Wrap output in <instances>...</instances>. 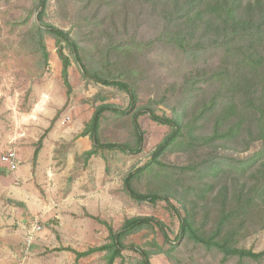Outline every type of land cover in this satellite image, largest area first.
I'll return each mask as SVG.
<instances>
[{
	"label": "rangeland",
	"instance_id": "rangeland-1",
	"mask_svg": "<svg viewBox=\"0 0 264 264\" xmlns=\"http://www.w3.org/2000/svg\"><path fill=\"white\" fill-rule=\"evenodd\" d=\"M168 2H47L45 20L70 32L79 42L84 61L92 71L131 84L137 95L136 104L131 107L130 95L125 90L86 78L69 47L64 51L71 59L69 76L73 92L67 104L58 46L47 33L44 41L48 58L44 54L37 17L39 0H0V149L3 155L10 150L23 149L27 157L55 117L61 132L67 133L78 114L85 113L88 122L96 107L104 103L113 105L116 110L103 113L99 128L101 142L135 147L137 134L133 116L136 111L144 110L139 117L144 138L141 152L102 148L101 155L87 160V211L74 199L58 204L53 201L55 197L46 196V201L34 204V214H28L25 226L17 222L9 224L7 219L0 222V264H107L105 251L77 259L74 252L65 248L83 251L103 245L109 241V228L102 221L118 230L127 218L134 216L162 220L170 240L165 241L162 231L154 226L129 236L126 243L149 251L158 250L159 244L169 251V256L162 254L172 264H264V259L258 262L226 255L189 235L176 239L181 219L169 203L164 199L156 203L138 201L126 188L125 179L129 174L152 159L158 145L172 131L170 125L154 120L153 112L181 119L182 133L158 157V163L152 162L150 168L136 173L132 187L139 193L170 195L183 215L186 214L183 204L192 206V201L202 194L201 188L211 181L204 173L213 163H239L263 148L262 140L258 139L245 150L251 140L248 134L239 143L211 140L215 119L222 108L217 103L223 102L221 96L224 95L220 83L213 80L211 74L225 70L235 79L236 62L232 56H227L223 43L227 34L219 39L206 25L190 31L192 24L176 18L177 14L172 12L174 3ZM176 34L180 41L174 40ZM213 105L214 111L208 116L201 113L202 108ZM45 146L46 150L50 149L48 160L53 149L65 160L73 141L59 140L54 145L49 140ZM83 162H86L84 157ZM255 170L257 177L247 183L248 187L260 186L259 164ZM41 176L49 177L51 173L43 172ZM231 179L225 176L216 181L218 189L199 200L197 227L206 222L207 229L213 227L218 217L214 213L217 209H212L217 203L216 193L223 182ZM262 202L264 198L257 197L253 207L257 208ZM210 209L212 213L207 215ZM35 225L41 229L35 231ZM250 226L258 229L260 217ZM30 235H33L31 241ZM236 245L263 251L264 228L239 239ZM114 264H142V256L128 248Z\"/></svg>",
	"mask_w": 264,
	"mask_h": 264
},
{
	"label": "trees",
	"instance_id": "trees-1",
	"mask_svg": "<svg viewBox=\"0 0 264 264\" xmlns=\"http://www.w3.org/2000/svg\"><path fill=\"white\" fill-rule=\"evenodd\" d=\"M159 2V0H155ZM172 4V12L176 13V18H183L186 23L192 24L190 31H194L200 25H206L213 31L219 39L227 34V39L223 41L226 44L227 56L236 62L238 75L231 79L230 73L221 70L212 73L211 78L220 83L224 95L221 96L223 102L217 103L221 112L215 119L214 134L211 140H224L227 142L239 143L240 140L248 134L251 140L246 144L245 150L249 149L251 143L255 140H262L263 148L246 160L239 163H227L219 161L204 173L205 177L211 178L204 187L201 188V195L192 201V206L183 204L186 214L183 215L179 208L172 203L170 195L160 193H139L132 187V180L137 172L150 168L152 162L158 163V157L164 153L180 137L183 129L182 120L179 118L159 116L154 112V120L168 124L172 127L171 133L164 138L154 151L152 159L136 172L130 173L125 179L126 188L132 197L138 201H150L156 203L164 199L177 212L181 219L180 232L176 239L189 235L196 241L203 242L208 247H216L222 250L226 255L238 256L240 259H251L253 261H262L264 259V250L256 252L253 249L240 248L236 242L245 238L253 232L264 228V202L257 208L253 204L257 197L264 198V0H168ZM48 0H39L38 20L40 35L43 44L44 54L48 58L49 53L45 45V33L55 39L58 46V56L62 61V79L67 88V104L70 95L73 92V86L70 81L69 67L71 65L70 56L64 51L69 47L70 52L75 56L76 61L83 69L84 76L93 81L104 85H115L125 90L131 98V107H134L137 95L129 82L119 80L113 76L103 75L98 71H92L86 65L82 48L79 42L74 39L70 32L53 25L45 20V13ZM175 15V14H174ZM219 23V24H218ZM175 39L180 41L176 34ZM182 47V41L179 43ZM229 81V82H228ZM225 103V106L223 104ZM111 104L104 103L98 105L90 119L85 123V128L81 135L90 137L93 147L80 156L89 160L94 155H101L100 149L110 148L138 153L142 151L144 142L142 129L139 123V117L144 110L134 113L133 123L137 134V143L135 147L119 143H102L99 139V128L103 113L106 110H116ZM213 106H205L201 113L208 116L214 111ZM59 112L57 113L58 116ZM55 119L52 121L54 124ZM205 118V116H204ZM52 125L45 131L36 145L33 156V164L36 166L39 152L43 147V141L46 134L51 130ZM246 139H244V142ZM80 157H77L80 158ZM262 161V162H261ZM260 162V163H259ZM260 168L261 179L260 186L248 187L247 183L256 178V166ZM258 171V170H257ZM232 178L230 182L226 181L220 185L216 193V205L212 209H217L218 215L214 221L213 227L207 229V222L197 227V209L199 200L205 199L208 194L214 193L218 187L216 181L223 177ZM258 181V180H257ZM228 182V183H227ZM212 209L207 211V215L212 213ZM256 217H260V226L258 229H251V224ZM101 221L99 217H95ZM109 228V241L100 246H92L86 250L80 251L72 247H66V250L74 252L77 259L87 257L95 252H107V264H114L118 257H123L125 249H134L142 256V264H152L151 255L164 253L169 256V251L157 244L158 250L149 251L133 243L127 244L126 239L141 231L142 229L157 226L162 231L165 241H169V235L165 229V223L153 216H134L127 218L120 229L116 230L106 221H102ZM212 231V233H210Z\"/></svg>",
	"mask_w": 264,
	"mask_h": 264
},
{
	"label": "crops",
	"instance_id": "crops-1",
	"mask_svg": "<svg viewBox=\"0 0 264 264\" xmlns=\"http://www.w3.org/2000/svg\"><path fill=\"white\" fill-rule=\"evenodd\" d=\"M85 116V113L78 114L69 125L67 133H62L61 125L57 121L54 122L44 138L36 166L33 164L36 146L31 147L27 157L23 149H15L17 154L15 168H12L9 162L3 161L4 152L0 149V222L7 219L9 224L17 222L25 226L28 214H34V204L42 200L46 201V196L55 197L53 201L58 204L62 203V200L74 199L87 211V163H84L83 157L80 156L87 149L92 148V140L87 135H81L87 122ZM49 140L54 145L59 140L73 141V146L69 147L65 160L57 155L54 149L48 160L50 149L46 150L45 144ZM92 157L90 160H94ZM43 172L51 173V176L43 177L41 176ZM50 177L52 181L49 180ZM63 180L66 182H62ZM12 235L10 233V236ZM151 262L172 264L162 253L153 255Z\"/></svg>",
	"mask_w": 264,
	"mask_h": 264
},
{
	"label": "built area",
	"instance_id": "built-area-1",
	"mask_svg": "<svg viewBox=\"0 0 264 264\" xmlns=\"http://www.w3.org/2000/svg\"><path fill=\"white\" fill-rule=\"evenodd\" d=\"M16 158H17V154L16 151L14 150H10L7 154L2 156L3 161L9 162L11 164L12 168H15L17 166L16 164ZM41 227L38 225L34 226V230H40ZM33 238V235L29 236V240L31 241V239Z\"/></svg>",
	"mask_w": 264,
	"mask_h": 264
}]
</instances>
